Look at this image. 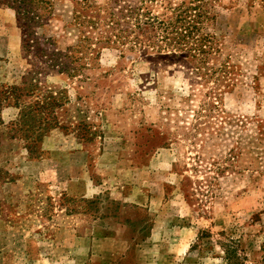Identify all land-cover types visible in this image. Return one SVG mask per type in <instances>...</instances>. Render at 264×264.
I'll return each mask as SVG.
<instances>
[{"label":"rangeland","instance_id":"374dc122","mask_svg":"<svg viewBox=\"0 0 264 264\" xmlns=\"http://www.w3.org/2000/svg\"><path fill=\"white\" fill-rule=\"evenodd\" d=\"M86 1L39 33L74 45ZM206 2L208 65L92 28L69 76L0 0V264H264V0Z\"/></svg>","mask_w":264,"mask_h":264},{"label":"trees","instance_id":"16d2710c","mask_svg":"<svg viewBox=\"0 0 264 264\" xmlns=\"http://www.w3.org/2000/svg\"><path fill=\"white\" fill-rule=\"evenodd\" d=\"M157 1L160 0H107L103 7L106 14L103 16L101 7L95 8L91 15L88 8L94 5L87 1L80 3L82 9L71 10L73 24L79 29L78 40L64 49L56 45L59 42L57 35L41 34L38 31V28L44 27L52 19L63 22L64 14L55 7L53 0H13V4L23 29L22 46L25 53L34 50L38 57H44L50 65L58 67V72L69 76H74L79 70L74 64L91 52L89 44L94 37L91 34L92 28L99 30L97 38L102 37L100 41L116 46L127 45L131 51L138 46L156 50L157 53L171 48L208 65L213 45H209L210 36L203 28L207 15L204 9L206 0L175 4L172 6L174 16L166 19L150 11L149 6ZM98 19H102L101 22ZM76 53L82 56L78 57ZM170 57L178 59L179 56L172 53ZM14 89L23 91L24 88ZM50 98L56 99L54 96Z\"/></svg>","mask_w":264,"mask_h":264}]
</instances>
